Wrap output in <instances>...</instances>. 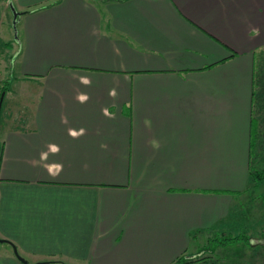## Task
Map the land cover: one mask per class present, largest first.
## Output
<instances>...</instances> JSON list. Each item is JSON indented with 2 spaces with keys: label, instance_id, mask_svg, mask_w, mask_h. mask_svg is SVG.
Segmentation results:
<instances>
[{
  "label": "crops",
  "instance_id": "obj_1",
  "mask_svg": "<svg viewBox=\"0 0 264 264\" xmlns=\"http://www.w3.org/2000/svg\"><path fill=\"white\" fill-rule=\"evenodd\" d=\"M0 40V264H172L238 223L264 0H0Z\"/></svg>",
  "mask_w": 264,
  "mask_h": 264
},
{
  "label": "rangeland",
  "instance_id": "obj_2",
  "mask_svg": "<svg viewBox=\"0 0 264 264\" xmlns=\"http://www.w3.org/2000/svg\"><path fill=\"white\" fill-rule=\"evenodd\" d=\"M9 12L12 14L10 9ZM18 25L12 22L9 24L10 38L13 42H16L14 36L18 33ZM2 43L3 41L0 40V77L4 78L6 65L1 54L6 52L7 46ZM259 51L264 52V47ZM4 83L10 86V82L6 80L1 82L0 78V87ZM262 112L263 109L260 113ZM259 129L257 138L259 137L260 141L256 144V153L254 155L251 153L250 156L252 167L257 170L264 169L263 126L261 125ZM243 196H245L244 200H237L242 210L238 223L221 227L217 220L214 228L201 231L195 240L199 250H186L181 258L186 262L183 264H264V178L256 184L250 183L241 197ZM237 234L242 235V238L231 242L229 238Z\"/></svg>",
  "mask_w": 264,
  "mask_h": 264
},
{
  "label": "trees",
  "instance_id": "obj_3",
  "mask_svg": "<svg viewBox=\"0 0 264 264\" xmlns=\"http://www.w3.org/2000/svg\"><path fill=\"white\" fill-rule=\"evenodd\" d=\"M10 42H6L5 45H9ZM8 85L2 84L0 87V93L6 91ZM2 109V108H1ZM0 109V112H1ZM263 109L262 114L260 111ZM263 126L264 129V52L257 53L254 63V74H253V92H252V111H251V153H256V144L259 140L257 138L259 134V127ZM252 156V155H251ZM264 169H254L252 167V159L249 160V185L250 183L256 184L257 181H261L264 177ZM242 238V235H235L229 238L231 242H236ZM246 240V237L243 236ZM247 241V240H246ZM182 256L177 257L173 264L186 263L182 261Z\"/></svg>",
  "mask_w": 264,
  "mask_h": 264
},
{
  "label": "water",
  "instance_id": "obj_4",
  "mask_svg": "<svg viewBox=\"0 0 264 264\" xmlns=\"http://www.w3.org/2000/svg\"><path fill=\"white\" fill-rule=\"evenodd\" d=\"M9 7H10V9H11V11H12V16H13L12 23L14 24L15 21H16V16L18 15L19 12H17V10L15 9V7L13 6V4H12L11 2H9ZM3 95H4V91H2V92L0 93V108H1V103H2ZM1 240H2V239H0V241H1ZM18 258H19L21 261H23L24 263H26V261H25L23 258H21L19 255H18Z\"/></svg>",
  "mask_w": 264,
  "mask_h": 264
},
{
  "label": "clouds",
  "instance_id": "obj_5",
  "mask_svg": "<svg viewBox=\"0 0 264 264\" xmlns=\"http://www.w3.org/2000/svg\"><path fill=\"white\" fill-rule=\"evenodd\" d=\"M114 94V93H113ZM79 99H81L82 101L85 99L84 97H80ZM73 135L75 136L76 134L75 133H73ZM51 151L53 152V153H55V152H58V149L55 147V146H52L51 147Z\"/></svg>",
  "mask_w": 264,
  "mask_h": 264
}]
</instances>
